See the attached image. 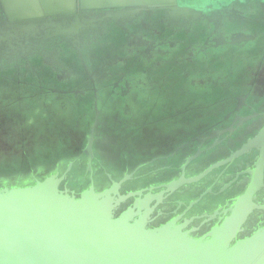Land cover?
Segmentation results:
<instances>
[{
    "label": "water",
    "instance_id": "obj_1",
    "mask_svg": "<svg viewBox=\"0 0 264 264\" xmlns=\"http://www.w3.org/2000/svg\"><path fill=\"white\" fill-rule=\"evenodd\" d=\"M0 264H264V0H0Z\"/></svg>",
    "mask_w": 264,
    "mask_h": 264
},
{
    "label": "flooded vegetation",
    "instance_id": "obj_2",
    "mask_svg": "<svg viewBox=\"0 0 264 264\" xmlns=\"http://www.w3.org/2000/svg\"><path fill=\"white\" fill-rule=\"evenodd\" d=\"M143 17L145 19H151L153 21V20H157L159 18V14H157V13L152 14V15L148 14V15H144Z\"/></svg>",
    "mask_w": 264,
    "mask_h": 264
}]
</instances>
